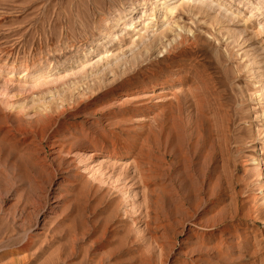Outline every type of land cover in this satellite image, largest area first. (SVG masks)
I'll use <instances>...</instances> for the list:
<instances>
[{
  "label": "rangeland",
  "instance_id": "obj_1",
  "mask_svg": "<svg viewBox=\"0 0 264 264\" xmlns=\"http://www.w3.org/2000/svg\"><path fill=\"white\" fill-rule=\"evenodd\" d=\"M0 264H264V0H0Z\"/></svg>",
  "mask_w": 264,
  "mask_h": 264
},
{
  "label": "bare ground",
  "instance_id": "obj_2",
  "mask_svg": "<svg viewBox=\"0 0 264 264\" xmlns=\"http://www.w3.org/2000/svg\"><path fill=\"white\" fill-rule=\"evenodd\" d=\"M180 41H181V40H180ZM186 100H187V101H190V103H191V102L193 101V98H192L191 96H190V97L187 96ZM194 107H195V106H194ZM189 111H190V110H189ZM187 114H188L187 117L189 118V116L191 117L193 113L191 114V112H188ZM190 120H191V119H190ZM190 120H189V121H190ZM189 125H191V124H189ZM193 130H194V129H193ZM196 133H197V132H196ZM223 141H224V140H223ZM219 142H220V141H219ZM224 143H225V142H224ZM91 154H94V153H91ZM91 154H90V155H91ZM187 158H188V157H187ZM191 184H192V183H191ZM55 207H56V205L54 206V208H55Z\"/></svg>",
  "mask_w": 264,
  "mask_h": 264
}]
</instances>
